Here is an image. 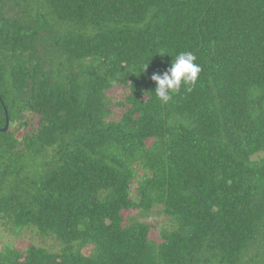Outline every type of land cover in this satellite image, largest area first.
<instances>
[{"label":"trees","instance_id":"16d2710c","mask_svg":"<svg viewBox=\"0 0 264 264\" xmlns=\"http://www.w3.org/2000/svg\"><path fill=\"white\" fill-rule=\"evenodd\" d=\"M0 100V264H264V0H0Z\"/></svg>","mask_w":264,"mask_h":264},{"label":"clouds","instance_id":"9594fccd","mask_svg":"<svg viewBox=\"0 0 264 264\" xmlns=\"http://www.w3.org/2000/svg\"><path fill=\"white\" fill-rule=\"evenodd\" d=\"M196 59L190 51L180 52L164 73L151 76V80L155 82V97L160 102L168 103L172 94L178 92L182 84L187 86L196 83L202 71Z\"/></svg>","mask_w":264,"mask_h":264},{"label":"rangeland","instance_id":"374dc122","mask_svg":"<svg viewBox=\"0 0 264 264\" xmlns=\"http://www.w3.org/2000/svg\"><path fill=\"white\" fill-rule=\"evenodd\" d=\"M124 93L125 90L118 87L109 91L107 93V96L112 102H116L121 100ZM147 221L153 224L157 222L159 225H161L165 221V219L162 217L158 218L157 216H155L152 219L149 218ZM158 233L159 229L152 230V236L154 238L157 237ZM5 245H9L12 248H16L22 251L25 250L29 245L43 247L52 252L57 251V247L54 241L50 239L43 240L42 238L37 236L32 230H25L21 233L19 237H15L12 236L8 231L4 230V228L0 225V248L2 249V247Z\"/></svg>","mask_w":264,"mask_h":264},{"label":"water","instance_id":"95a60500","mask_svg":"<svg viewBox=\"0 0 264 264\" xmlns=\"http://www.w3.org/2000/svg\"><path fill=\"white\" fill-rule=\"evenodd\" d=\"M0 104L3 107V111H4V115H5V125L2 129H0V132L5 133V132H7L8 128H9V119H8L7 111H6L4 104L2 103L1 100H0Z\"/></svg>","mask_w":264,"mask_h":264}]
</instances>
